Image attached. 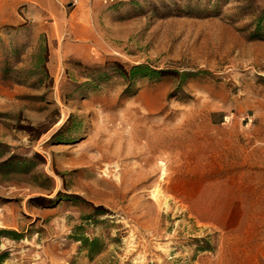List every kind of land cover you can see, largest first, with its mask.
Here are the masks:
<instances>
[{
    "label": "rangeland",
    "instance_id": "374dc122",
    "mask_svg": "<svg viewBox=\"0 0 264 264\" xmlns=\"http://www.w3.org/2000/svg\"><path fill=\"white\" fill-rule=\"evenodd\" d=\"M98 1L74 57L0 26L1 264H264V0Z\"/></svg>",
    "mask_w": 264,
    "mask_h": 264
},
{
    "label": "crops",
    "instance_id": "0c3cea01",
    "mask_svg": "<svg viewBox=\"0 0 264 264\" xmlns=\"http://www.w3.org/2000/svg\"><path fill=\"white\" fill-rule=\"evenodd\" d=\"M98 0H0V26L30 21L49 37L64 57L94 37L92 21Z\"/></svg>",
    "mask_w": 264,
    "mask_h": 264
},
{
    "label": "trees",
    "instance_id": "16d2710c",
    "mask_svg": "<svg viewBox=\"0 0 264 264\" xmlns=\"http://www.w3.org/2000/svg\"><path fill=\"white\" fill-rule=\"evenodd\" d=\"M176 72H164V71H159V70H154L152 68H150L149 66L146 65H138V66H134L132 67L130 70H123L122 72V76L128 81V82H132L137 78H153V77H162L164 75H174ZM59 135V133L57 134ZM1 147V145H0ZM40 156L38 154H35V156L33 158H28V157H17V156H10L9 158H7L6 160L0 162V168H8L9 171H13L14 166H23L25 167V172L29 173L30 166L34 165V162L37 158H39ZM3 153L0 152V159H3ZM75 199H79L78 197H75ZM36 203H40V202H47V200L45 198H36L34 200ZM11 235L18 237L19 238V234H17L16 232H9V231H5V230H1L0 231V240L2 237H10ZM83 242V246L85 248V250L89 253L90 257H93L99 253H101L100 249H99V240L95 239V240H89L88 238H85L82 240ZM7 258V254H3L0 257V264L1 262L4 261V259Z\"/></svg>",
    "mask_w": 264,
    "mask_h": 264
},
{
    "label": "built area",
    "instance_id": "2783aa9c",
    "mask_svg": "<svg viewBox=\"0 0 264 264\" xmlns=\"http://www.w3.org/2000/svg\"><path fill=\"white\" fill-rule=\"evenodd\" d=\"M110 0H105L106 3H108Z\"/></svg>",
    "mask_w": 264,
    "mask_h": 264
}]
</instances>
